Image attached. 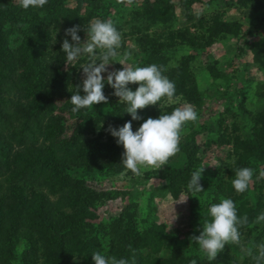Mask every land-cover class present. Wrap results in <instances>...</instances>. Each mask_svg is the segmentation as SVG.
<instances>
[{
	"label": "trees",
	"instance_id": "trees-1",
	"mask_svg": "<svg viewBox=\"0 0 264 264\" xmlns=\"http://www.w3.org/2000/svg\"><path fill=\"white\" fill-rule=\"evenodd\" d=\"M243 1L238 0V4ZM191 2H200V0H181L180 3L184 9L183 13L192 15L186 17L188 21L198 17L190 14L189 4ZM70 3H73L74 7H69ZM104 3V0H48L44 6L46 10H38L32 7L24 9L20 3L13 4L10 0H0V174L6 175V182L13 181L20 174H24L26 169L35 166L41 170H49L50 178L57 174L59 177L53 181L57 188L65 184L64 174L68 171L77 173L78 170H81V173L83 171L100 173L102 169H105L109 174L120 172L125 168L122 161L114 159L101 165L84 164L82 168L73 162L59 163L53 151L49 150L48 154L43 153L40 148L31 144L32 138H28L29 135L26 136L27 140H23L25 136L23 131L33 135V130H38L41 127L46 116L57 124L58 117L52 115L53 101L56 96L61 98L68 87H71L70 95L72 96L76 94L77 86L82 84L79 76L75 75L74 80L70 77V73L62 69L64 52L61 42L52 51L49 48L50 31L48 29L50 22L53 23V26L60 24L62 31L58 33V37L61 36L62 42L64 39L71 42V37L65 35L68 28L79 25L81 31L78 32V35L81 38V33L84 29L85 31L88 29L89 22L96 12L102 11L103 20H107L111 12L110 7ZM129 3H135V0H129ZM138 4L142 9L135 10L131 14L137 20L142 21H139V25L130 28L129 31L122 32V37H128L133 41L136 47V59L141 64L140 67L151 64L164 66L166 69L164 75L174 81L176 85V95H180V99L185 103L194 105L196 111L199 110L201 101L197 89L198 82L194 71L189 67L192 58L177 56L178 51L181 47L194 52L201 51L205 49V46L214 36L225 34L239 36L241 25L239 22L223 21L222 16L217 12L208 22L199 18L198 25L176 28L177 13L172 0H141ZM243 5L245 3H242ZM255 8L257 9V7ZM39 14L43 15V18H40ZM40 24L44 25L45 29L40 30L38 28ZM115 26L120 31V26L118 24ZM151 28L153 31H150ZM191 28H195L197 33L192 32ZM247 35L249 36L251 33ZM260 38L263 40L261 43L256 42L255 45L254 43L251 45V43L245 42L244 47L238 46L241 54L246 53L245 50L247 49L253 52L255 64L260 63L259 56L262 55L261 53H263L262 59H264V38L262 35ZM41 39H45V41L39 44ZM16 45L27 50V54H32V50H39L40 53L42 50H49V53L46 55L42 53L39 59L36 57L34 59L33 56L28 59L24 55L16 57L14 50H12L13 46ZM124 48L125 44L122 43L120 51L123 52ZM205 70L208 76L215 81L221 78V75L213 67L206 66ZM132 85L134 88L138 87L137 84ZM23 90L26 95L22 93ZM38 90L41 92L38 93ZM103 91L108 97V103H102L101 108L96 113L90 111L92 106L81 109L79 112L83 114L82 118L69 138V142H62L68 148L75 147L77 156L74 159H83L89 152H91L90 156L93 157L95 156L94 150L110 152L117 148L112 142L100 143L97 140L94 145H91L94 141L84 139V136L93 133L94 129L101 130L107 122H119L124 113L122 109L127 107L126 102L119 103L111 95L114 89L111 86L108 87L106 81ZM80 94L83 95L82 88ZM14 96L16 101L13 99ZM25 96H29L30 99L25 105H22L20 101ZM159 104L160 102L138 111L146 119L149 117L158 118L161 113L158 110ZM11 107L14 108L12 112L10 111ZM72 107L71 102H68L63 105L61 110L73 114ZM241 107L243 108L241 113L249 124V131L244 141H236L234 144V155H236V151L241 150L237 154L236 170L247 165L248 160H253L256 164L259 163L264 166V107L254 112H249V109H244V106ZM172 109L173 107H168L166 111ZM102 114L106 115L101 116ZM14 121L21 122V126L19 131H12L11 133L22 138L20 143L23 147L20 151L12 154L9 141L11 137L5 135L10 134L9 130ZM223 124L222 121H217L216 133L222 139L216 141L217 144L214 143L217 146L224 145L223 139L228 137L227 132L230 131V128L234 130L236 127V125L227 127ZM203 130L214 131L212 126L203 127ZM61 133L60 126L52 125L48 128V136L50 137L59 136ZM195 137V133H190L189 140L179 145L180 153L186 157L184 164H181V159L173 160L171 157V160L162 169L152 171L153 174L161 176L167 182L164 188L173 199L178 198L182 187L186 188L191 179V162L197 149ZM130 173L132 172L130 171ZM15 185L10 184L8 192L0 193V219L4 236L3 247L0 248V264H79V261L81 264H94L91 255L95 251H100L101 245L96 236L89 239L88 236L83 235L87 221L90 220L88 213L94 206V200L90 197L93 191L87 188L88 186L84 187L83 181H79L78 185H73L71 187L73 197L69 203L72 212L66 214L59 211L53 212L46 208L44 199L40 194L32 192L35 201L34 204L29 203V199L23 197L21 188L15 187ZM201 185L204 186V192L197 193L199 198L195 204L197 207L200 205L201 210H206L205 213L209 216L211 204L220 202L213 192L222 189L204 181H201ZM80 186L84 192L90 191L89 196L79 189ZM1 188L0 185V191ZM228 189L229 193L233 192L232 184L229 185ZM10 191L11 193L8 194ZM222 194H224L223 190ZM200 198L208 202L206 209L202 207L206 201H201ZM235 205L238 217L242 218L247 215L249 222L253 215L259 213V208L254 209V206L244 205V202H238L237 198ZM146 208L144 218L138 219L136 211L138 207L131 199V202L129 201V204L123 208L122 214L113 219L110 224V256L130 259L134 251L137 264H190L189 257L187 259L178 258V253L175 250H172L168 259L159 256L152 257L151 254L168 248V241L171 240L172 233L167 232L162 224L156 222L158 220L155 215L156 207L152 195L148 197ZM22 225L29 231H36L37 236L33 239L31 233L27 234L28 244L17 256L20 241L18 234ZM197 225L200 226V223L197 222ZM129 245H131V249ZM49 246H56L59 254L56 253L51 256L50 252L47 253ZM143 250H147L146 254ZM202 257L200 264H229L226 261L227 257L222 253L211 261L205 253ZM196 259H199V255ZM249 264H255V261L251 259Z\"/></svg>",
	"mask_w": 264,
	"mask_h": 264
},
{
	"label": "rangeland",
	"instance_id": "rangeland-1",
	"mask_svg": "<svg viewBox=\"0 0 264 264\" xmlns=\"http://www.w3.org/2000/svg\"><path fill=\"white\" fill-rule=\"evenodd\" d=\"M4 1V0H2ZM13 4H18L19 0H10ZM105 5L110 7L111 14L107 17L111 19L115 25L120 26V32H127L130 28H134L139 25V21L132 16V12L135 10H141L142 7L139 6L141 0H135V3H129V0H104ZM190 1V0H187ZM175 4V9L177 13L176 28L179 27H193L192 25H198L199 18H203L208 22L215 15L219 13L222 20L225 22H239L241 25V30L239 36L221 35L214 36L209 44L205 46V49L201 51L194 52L186 48H180L178 55L184 58H192L190 60L189 67L194 71L195 78L197 80V89L199 93V98L201 101V107L197 110L198 120L197 122H188L183 129L181 142L189 140L190 133H195V145L197 146L196 153L193 156L191 162V173L197 168L204 166L205 171L203 172L202 180L205 183H211L222 190L216 192L214 190L213 194L216 195L218 201L221 198H230L234 201L237 198L238 202H244V205L254 206V209L259 208V213L253 215L250 219L249 224L260 214L264 213V179L257 180L260 170H264V166L259 163H255L253 160H248V164L243 167H250L254 170L253 183L250 184L247 191L244 193H238L233 190L232 193L228 192L229 185L232 184L233 179H235L236 173V163L237 154L241 150L236 151V155L233 154L235 149L234 144L236 141H244L246 134L249 131V124L245 120V116L241 113V106L244 109H249V112L259 111L264 107V59L262 55L259 56L260 63L255 64L254 54L248 49L245 50L246 53L241 54L238 50V46H243L244 43L248 42L251 45L256 42L263 41L260 36L264 38V0H244L242 6L238 4V0H200V2H191L189 4L190 14L197 15V18H193L191 21L186 19L187 16L183 13L184 9L181 6V0H172ZM69 7H74L73 3H70ZM257 7V9L255 8ZM34 8V7H32ZM43 9V8H35ZM40 13V12H39ZM40 15V14H39ZM95 16L91 19H104V14L102 11H98L94 14ZM43 18V15H40ZM46 20V19H44ZM90 21V22H91ZM89 22V24H90ZM256 27H258L256 29ZM40 30L45 29L44 25L40 24L38 27ZM50 37L48 40L49 48L52 49L60 44L62 47L61 36L58 37V33L62 31L60 24L53 26L50 22L49 29ZM153 31V28L150 29ZM191 31L197 33L195 28H191ZM201 32V31H200ZM251 33V35H247ZM88 38L87 30L81 33V42H84ZM45 39L39 40V44L43 43ZM72 43V41L70 42ZM122 43L125 44V50L120 51L122 47L118 50L121 55L124 53H130L131 59L128 64L140 67L141 64L137 62V54H135L136 47L131 39L128 37H122ZM20 46V44H19ZM18 45L13 46L14 54L16 57L25 56L28 59L31 56L39 59L41 54L46 55L49 50H32V54H27V50L19 48ZM17 48V49H16ZM257 49V47H254ZM41 50V49H40ZM97 54L100 50L97 49ZM88 57L82 55L78 60L68 64L66 60V54L64 53L63 70L70 73L72 79L75 75L80 77V82L82 83L84 76L82 65L88 63ZM113 64H110L108 71L122 70L123 66L120 65L118 60H113ZM213 67L217 73L221 75L219 80H214L205 72V67ZM105 81L107 79V73H104ZM75 80V79H74ZM134 85L129 84L130 90L135 91ZM109 87V85H108ZM41 90H38V93ZM25 94L24 90L22 91ZM71 87H68L60 98L56 96L53 101L54 110L52 115L58 117L57 124L54 120H49L46 116L43 120L41 127L38 130H33V135L23 131V140L32 138L30 143L40 148L43 153L49 152V150L54 152L55 157H57L59 163H71L73 162L80 168L84 164L87 165H101L106 161L118 160L122 161L124 148L122 145H118L117 138L113 137L108 131L109 126L114 128L122 127L126 122L131 121V116L125 112L126 108L122 109L121 119L117 123L107 122L104 124L101 130L94 129L93 133L86 134L84 139H89L94 141L91 145H94L98 140L100 143H115L116 150L110 152L94 150L95 156L91 157V152L86 155L83 159H74L77 156L75 147L68 148L63 141L69 142V138L75 131L80 119L82 118V113L79 111L75 114H71L66 111H62L63 105L70 102L71 99ZM26 95V94H25ZM116 98L119 103V97L111 94ZM16 96V95H15ZM14 96V101L16 97ZM180 97V95H177ZM12 97V96H11ZM111 97V96H110ZM29 96H25L20 103L25 105ZM185 102L180 99L179 102L168 101V99L162 98L158 106V110L161 114H170L176 107H181ZM101 105H93L90 111L96 113L101 108ZM168 107H173L171 111H166ZM14 110L11 107V112ZM102 112V111H101ZM105 113V112H103ZM138 114L142 117L139 121H131L133 131H137L141 124L146 120L143 114L138 111ZM102 114L101 116H105ZM222 121L223 126L231 127V125H236L235 129L230 128L228 131V137L224 138V145L217 146L216 141H219L217 131V121ZM52 125L60 126L62 133L59 136H48V128ZM21 122H12L10 134H6L11 143V153L20 151L23 147L20 143L19 135L12 134V131H19ZM102 126V124H100ZM212 126L214 131L203 130V127L209 128ZM232 129V130H231ZM250 133V132H249ZM222 140V139H221ZM216 143V144H214ZM23 144V143H22ZM93 151V152H94ZM92 152V153H93ZM181 159V164L186 162V157L179 153L173 157V160ZM171 160V159H170ZM242 167V168H243ZM156 168L142 169L143 175L136 176L130 173L129 170L124 168L122 171L117 173H107L105 169H102L100 173L94 171L92 173L85 172H66L64 174L65 184L59 188L55 187L53 184L54 179L59 177L57 174L52 178L49 177V170H41V168L33 167L28 168L24 171V174H20L18 178L13 181L6 182L5 174H0V185L2 186L0 193H6L10 189V184H16L15 187L21 188L23 197L29 199V203L34 204V194H40L43 197L46 208L53 212H61L69 214L72 212L69 203L70 199L73 197L72 186L78 185L79 181H83L84 187L89 188L93 191L92 199L94 200V206L91 212L88 213L90 220L87 221V225L83 232L84 236H88L91 239L93 236L98 238V242L101 245L100 251L105 255L110 256L111 247V228L110 224L113 219L118 218L122 212L123 208L131 202L137 205L138 209L137 216L138 219L144 218L143 215L146 212V204L148 197L152 195L153 203L156 207V221L162 224L166 231L172 233L171 240L168 241V248L161 249L158 253L151 254L152 257H164L168 259L171 256L172 250L178 253V258H188L190 260L195 259L197 264H200L204 254L199 245L192 240L193 236H199L203 230V223L205 219H210L206 215L204 210H201V206L195 204L199 198L197 193L193 194L189 192L188 188L182 187L177 199H173L171 194L164 188L167 182L158 175L152 173V171H157ZM82 174V175H80ZM14 187V186H13ZM204 188V186H202ZM82 190V187L79 188ZM89 196V192H84ZM81 191V192H82ZM11 191L8 193L10 194ZM195 195L196 197H193ZM235 197V198H233ZM202 198H200L201 200ZM206 201V200H201ZM208 202H204L202 207L205 209L208 207ZM261 208V209H260ZM74 212V211H73ZM200 223V226L197 225ZM241 233V243L229 244L225 246L222 254L227 258L226 261L229 264H249L251 261V256L247 255L246 251L242 250L253 247V245H258L264 243V222L256 224L254 226H243L240 229ZM32 231V232H31ZM29 231L24 225L19 229V244L17 249V256L23 251L27 243L26 235L31 233V237L34 239L37 236V232L34 230ZM87 238V237H85ZM3 227L1 226L0 219V248L3 247ZM146 254L147 250H143ZM255 251V250H254ZM54 255L57 251L56 246H49L47 253ZM199 255V259L196 257ZM79 264L80 261L78 262Z\"/></svg>",
	"mask_w": 264,
	"mask_h": 264
},
{
	"label": "clouds",
	"instance_id": "clouds-1",
	"mask_svg": "<svg viewBox=\"0 0 264 264\" xmlns=\"http://www.w3.org/2000/svg\"><path fill=\"white\" fill-rule=\"evenodd\" d=\"M24 9L29 7L43 8L48 0H19ZM79 25L68 28L66 36L71 37L72 43L64 39L62 51L66 54L68 64L78 60L82 55L88 57L89 62L82 65L84 79L82 84L77 86L76 94L71 96L72 112L76 113L81 109L93 105L108 103V97L104 94L106 82L114 89V95L120 101L126 102L125 112L131 116V121H139L142 117L138 110L148 106L157 105L162 98L168 101L179 102L180 97L176 95V85L164 72L162 65L151 64L146 67H138L128 64L131 59L130 53L121 55L119 49L122 47V34L118 31L111 19L106 21L94 19L87 29L88 38L81 42L78 32ZM85 31V29H84ZM97 49L100 50L97 54ZM118 60L117 63L123 66L122 70L108 71L110 61ZM129 84H137L135 91L130 90ZM83 90V95L80 90ZM198 114L195 106L184 103L176 107L170 114H161L158 118H147L137 131H133L132 122H126L122 127L114 128L109 126L110 134L117 138L118 145H122L124 153L122 163L127 170L136 176H142V169L149 167L162 169L167 165L170 158L180 151V142L184 126L188 122H197ZM205 167L201 166L191 173V179L187 185L189 192L193 194L204 192L201 185L202 174ZM254 170L250 167H243L236 170L232 186L238 193H244L253 183ZM257 180L264 179V170H260ZM193 197H196L193 195ZM210 219H205L203 230L200 235L191 239L199 245L207 258L215 260L225 246L241 243L240 228L243 226H254L264 222V213H260L252 224H249L247 215L238 217L237 207L230 198H221L219 203L211 204L209 208ZM131 249V245H129ZM251 256L255 264H264V243L253 245L243 249ZM255 250V251H254ZM94 264H137L136 253L133 251L131 258H117L108 256L101 251L93 252ZM190 264H197L195 259Z\"/></svg>",
	"mask_w": 264,
	"mask_h": 264
}]
</instances>
